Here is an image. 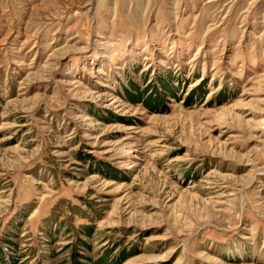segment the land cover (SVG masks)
<instances>
[{
  "label": "rangeland",
  "instance_id": "374dc122",
  "mask_svg": "<svg viewBox=\"0 0 264 264\" xmlns=\"http://www.w3.org/2000/svg\"><path fill=\"white\" fill-rule=\"evenodd\" d=\"M116 263L264 264V0H0V264Z\"/></svg>",
  "mask_w": 264,
  "mask_h": 264
},
{
  "label": "trees",
  "instance_id": "16d2710c",
  "mask_svg": "<svg viewBox=\"0 0 264 264\" xmlns=\"http://www.w3.org/2000/svg\"><path fill=\"white\" fill-rule=\"evenodd\" d=\"M129 95V94H128ZM141 94H137V96H135V97H133V96H131V95H129V99L131 100V101H133V102H143V100H141ZM141 100V101H140ZM85 234H87V235H90V233H91V231H88V232H84ZM130 254H126V253H123L122 254V256H121V258H120V262L122 261V260H124V259H126L128 256H129ZM75 258H77V257H75ZM116 264H118V263H116Z\"/></svg>",
  "mask_w": 264,
  "mask_h": 264
}]
</instances>
